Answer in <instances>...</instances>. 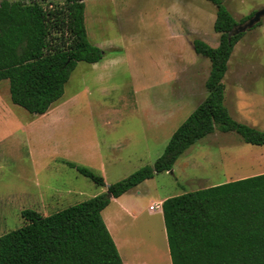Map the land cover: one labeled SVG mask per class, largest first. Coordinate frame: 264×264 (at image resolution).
Segmentation results:
<instances>
[{
    "label": "rangeland",
    "instance_id": "rangeland-1",
    "mask_svg": "<svg viewBox=\"0 0 264 264\" xmlns=\"http://www.w3.org/2000/svg\"><path fill=\"white\" fill-rule=\"evenodd\" d=\"M84 3L87 38L103 50V58L95 67L76 63L49 113H31L12 103L7 79L0 80V235L24 224L23 209L46 215L105 189L68 162L101 175L106 185L152 165L172 132L206 95L210 62L193 51L192 39L218 44L214 4L208 0ZM223 4L238 21L264 7V0H223ZM261 20L235 43L222 81L223 101L231 116L264 131V16ZM170 170L128 189L102 212L107 223L114 215L118 236L129 239L137 254L148 257L153 247L160 264H167L159 250L162 225H150L160 209L152 213L149 205L261 173L264 145L215 129L191 144ZM125 197L133 198L134 204L122 210L119 205Z\"/></svg>",
    "mask_w": 264,
    "mask_h": 264
},
{
    "label": "trees",
    "instance_id": "trees-1",
    "mask_svg": "<svg viewBox=\"0 0 264 264\" xmlns=\"http://www.w3.org/2000/svg\"><path fill=\"white\" fill-rule=\"evenodd\" d=\"M208 1L215 6L218 44L192 39L193 51L210 62L206 95L172 132L163 153L108 185L101 175L68 162L105 190L46 215L21 210L24 224L0 235V264H123L101 216L111 197L170 170L191 144L215 129L264 145V131L233 118L223 101L228 59L244 33L229 32L254 11L237 21L223 0ZM44 2L0 0V80L7 79L12 103L39 115L62 96L78 61L103 57L86 35L84 0ZM161 210L171 264H264V172L168 196Z\"/></svg>",
    "mask_w": 264,
    "mask_h": 264
},
{
    "label": "crops",
    "instance_id": "crops-1",
    "mask_svg": "<svg viewBox=\"0 0 264 264\" xmlns=\"http://www.w3.org/2000/svg\"><path fill=\"white\" fill-rule=\"evenodd\" d=\"M102 58L100 60L93 62V63H90V64L95 67V65L98 62H100L102 60ZM58 108H59V106L54 107V110H55L54 112H56V109H58ZM49 111H50V109H48L45 113L47 114V113H49ZM45 113H43V114H45ZM43 114H41V115H43ZM261 172H264V171H261ZM102 190L104 191L105 189L103 188ZM118 197H111L110 201H112L113 199H117ZM162 200H164V199H162ZM162 200L157 201V203L161 204ZM122 202L125 204V206H124V204L121 203V205H119L121 207V209L126 208V206L132 207L134 204L133 198H129V197L123 198ZM148 209H149V207H148ZM158 209H160V212H159V214H153L156 216H154L155 218L154 217L152 218L153 224H150V225H155V223H158V222L161 223V225H162V238H161L159 250L165 255L167 264H171V260H170V256H169V250H168V244H167V238H166V234H165V228L163 225L164 222H163V215H162L161 206L158 207ZM150 210L152 211L154 209H150ZM102 212H104V209H102V211H101V216H102ZM132 212H134V211H132ZM132 212H131V215H133V217H135V214ZM152 213H154V212L152 211ZM102 218H103L105 225H106V227H107V229H108V231H109V233H110V235H111V237L115 243V246L118 250V253L120 255V258H121L123 264H160L159 261L157 260L156 254H154L153 247L150 250L151 255H149L148 257L144 256L143 253L141 254V252H140V254H137V249H133V248H131V245H129V243H128L129 239H123L121 236H118V234H119L117 232L118 225L115 222L114 215L108 216V223L106 222L105 217L102 216Z\"/></svg>",
    "mask_w": 264,
    "mask_h": 264
},
{
    "label": "water",
    "instance_id": "water-1",
    "mask_svg": "<svg viewBox=\"0 0 264 264\" xmlns=\"http://www.w3.org/2000/svg\"><path fill=\"white\" fill-rule=\"evenodd\" d=\"M263 16H264V7L255 10L253 14L246 21L234 26L230 30L229 35H234L251 28L255 23L260 21Z\"/></svg>",
    "mask_w": 264,
    "mask_h": 264
},
{
    "label": "built area",
    "instance_id": "built-area-1",
    "mask_svg": "<svg viewBox=\"0 0 264 264\" xmlns=\"http://www.w3.org/2000/svg\"><path fill=\"white\" fill-rule=\"evenodd\" d=\"M160 206H161L160 203L150 204V205H149V209L158 208V207H160Z\"/></svg>",
    "mask_w": 264,
    "mask_h": 264
}]
</instances>
